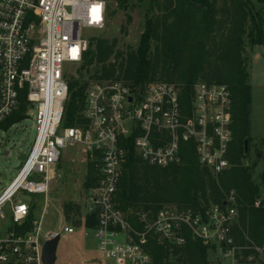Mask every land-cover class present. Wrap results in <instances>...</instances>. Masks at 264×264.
<instances>
[{"label":"built area","instance_id":"obj_1","mask_svg":"<svg viewBox=\"0 0 264 264\" xmlns=\"http://www.w3.org/2000/svg\"><path fill=\"white\" fill-rule=\"evenodd\" d=\"M106 20L105 0H0V124L23 100L22 121H31L35 131L15 177L0 189V264H42L46 241L75 234L73 226L45 229V205L35 214L37 203H47L51 184L60 177L56 169L66 148L79 149L86 176L88 167L94 171L85 219L94 217L96 224L82 229L91 232L97 252L111 264H152L149 242L181 248L187 232L207 250H217L221 263L264 264V246L237 243L233 191L222 206L201 211L162 205L125 213L114 200L130 144L139 164L149 168L180 165L182 143L191 146L197 165L213 177L230 168V95L225 85L195 84L184 106L169 84L100 79L85 86L73 125H64L66 66L84 63L92 38L86 34L103 30ZM7 143L0 137L4 157L9 156ZM23 193L36 198L18 201ZM246 250L254 255L244 257Z\"/></svg>","mask_w":264,"mask_h":264},{"label":"rangeland","instance_id":"obj_2","mask_svg":"<svg viewBox=\"0 0 264 264\" xmlns=\"http://www.w3.org/2000/svg\"><path fill=\"white\" fill-rule=\"evenodd\" d=\"M209 1L214 5V21L216 22L215 26L211 27L212 33L208 29L207 31L203 24H200L198 27L194 26L193 20H196L198 15L195 18L192 16L193 19L188 18L185 28L183 27V30L178 32V37L180 38L176 55L177 62L174 70H177L180 61L183 60L178 78L175 81L174 72L171 71V74H173L169 80L170 82L168 80L166 81L164 77L162 79L159 74V66H156L152 76L153 80L148 83H165L173 86L178 91L180 100L181 102L183 101L184 106L189 102V93L195 84L206 83L209 85H225L230 95L228 113L231 120L232 143H230V145H232L234 142V115L232 113L233 96L229 87V82L231 77H236L240 70L246 75L244 83L249 87V104L247 105L249 113L247 118V132L245 138L242 140L243 152L244 141H247L248 145L247 152L244 153V157H241L238 164L242 168L248 170L250 183L257 189L255 203H258L259 206L255 207L254 204V207L259 208L262 206L264 209V45H250L247 37L250 31V21L249 18L246 17L244 19V26L239 30L241 34V46L238 58L241 62V67H237L236 60L238 58L234 53H231L228 57H225V63L220 64L218 68L220 73L224 76L222 80L218 81L222 83H217V79L209 80L210 83L206 82L204 75L210 73V67L216 64V56L227 46V41L223 38L227 35V29L232 20V12L237 8V4L240 0ZM105 2L107 6V20L104 29L97 33L91 32L86 35L88 37L92 36L87 50L88 58L92 54H100L105 48L112 49L111 56L105 62L106 67L114 63L116 66L119 60H125L129 54L136 52L139 44V37L143 32L146 16L158 22L159 36L161 37L165 34L164 23L168 24L172 20V15L167 14L168 10H165L167 8L164 7L165 0H160L158 5L153 6H151L148 0H129L125 10H120L114 0H105ZM251 5L254 12L259 11L260 19L264 23V3L251 0ZM218 23H220V26ZM186 35L187 38L185 42L184 39ZM201 38L204 51L201 53L200 73L195 75L198 69L195 67L194 52L196 51L197 53L199 49L197 45H199ZM186 44H188L187 48H185ZM99 46H101V49ZM159 48L160 42L151 40L149 55L152 56L156 49L159 51ZM117 55H119L118 60H116ZM82 65L66 66V69L70 68L67 75L68 83L71 81H78L83 82L86 86L88 83H92L99 79L98 76H100L101 73V64L94 62L88 67H82ZM180 78H189L193 83L187 86L183 84V80L185 79L181 80ZM119 79H122V76L119 77ZM0 137L8 141L5 148L9 150L8 157H4L5 151L0 150V189H2L15 177L17 168L20 164L18 157L22 153H27L30 149L35 137V131L31 121H22L16 127L11 128L5 133L0 131ZM61 153L62 155L56 169V174H59L60 177L55 178V181L51 184L47 203L40 200L37 203L38 209H36L35 212L36 216H38L41 208L44 205L46 206L45 209L47 211L44 216V224L47 230L60 231L63 226H73L76 229L75 234L69 236L62 235L60 237L56 251L55 264H111V262L103 259L97 252L91 232L82 229L84 228L86 220L85 208L87 203V189L85 185L86 169L83 164L82 155L79 154V149L77 148H66L65 150H61ZM232 165L234 164L230 163V168ZM29 197L36 198L23 193L19 195L18 201L25 202ZM163 205L176 208L179 211L188 210L186 209L187 207H182L174 203ZM206 205L208 206L205 208H208L216 204L208 202ZM241 229L242 228L239 226L238 214L237 224L234 227V234L238 245L243 247L241 245L242 240H245V242L249 241L246 233ZM187 238L188 244H199L188 232ZM183 258L184 259L180 263H176L173 260L170 262L171 264H186L187 261H185L184 254ZM220 258L219 252L215 249L205 251V260L209 264H230L228 259L221 263L219 261Z\"/></svg>","mask_w":264,"mask_h":264},{"label":"trees","instance_id":"obj_3","mask_svg":"<svg viewBox=\"0 0 264 264\" xmlns=\"http://www.w3.org/2000/svg\"><path fill=\"white\" fill-rule=\"evenodd\" d=\"M114 1L120 10H125L129 0ZM148 1L153 6L158 5L160 0ZM256 1L264 3V0ZM164 7H167L165 9L168 10L167 14L172 15V20L168 24L164 23L165 34L162 37L159 36L158 22L146 16L143 32L139 37V44L135 53L129 54L125 60H119L116 66L114 63L106 67L105 62L111 56L112 49L105 48L100 54H90L89 58L86 54L82 67H88L96 62L102 65L98 80L119 79L122 76L123 80L138 85L152 81L155 67L159 66V74L162 79L164 77L166 81H169L173 74H171V71H173L176 81L183 61H180L177 70H174L180 38L178 37V32L182 31L183 27L185 28L188 18L193 19L197 15L196 20H193L194 26L198 27L200 24H203L206 30L211 31V27H214L216 24L214 21V5L209 0H165ZM232 14L227 35L223 38L227 41V46L216 56V64L210 67V73L208 75L206 73L207 76L204 75L206 82L210 83L209 80L217 79V83H222L218 82L224 77L218 69L220 64H224L225 57H228L231 53H234L238 58L241 46V34L239 30L244 26V19L246 17L250 21V31L247 35L250 45H264V23L260 19L259 11H253L251 0H240ZM218 25L220 26V23ZM186 38L187 35L184 39L185 42ZM151 40L160 42L159 51L156 49L152 56L149 55ZM187 46L188 44H186L185 48ZM197 46L199 49L197 53L196 51L194 52V59L195 67L198 71L195 72V75L200 73L201 53L204 51V46L202 48V38ZM99 48L101 49V46ZM118 59L119 55H117L116 60ZM236 61L237 67L240 68L241 62L239 58ZM245 78L246 75L241 70L236 77L229 78V87L233 96L234 142L232 145H229L227 160L234 165L220 176L213 177L209 172L197 165L191 146L182 143L180 147V165L164 170L155 167L149 168L139 164L137 158L133 156L130 144L128 159L124 165V173L114 197L120 210L125 213L129 209L156 210L163 204L174 203L187 207L186 209L201 211L208 206L206 205L208 202L222 206L226 199L225 197L233 191L236 209L239 214V226L246 233L249 241L245 242V240H242V244H240L244 247L264 246V209L262 206L259 208L254 207L257 189L250 183L248 170L238 164L241 157H244L242 140L245 138L248 127L247 118L249 112L247 105L249 104V87L244 83ZM183 79H181L183 80V84L187 86L193 83L189 78ZM84 89L85 84L83 82L71 81L68 83L69 98L66 105L65 126L73 125L75 117L81 109ZM19 102L18 111L7 118L3 124H0V128L7 129L25 118L23 115L26 109L25 101L21 100ZM93 175V169L88 167L85 179L86 189L94 186ZM95 224L94 217H87L84 226L90 229ZM188 243L187 238L185 246L179 248L149 242L147 249L151 254L152 264H171V260L180 263L184 259L183 254L186 259L185 261H187L186 264H209L205 260V251L207 249L200 244L193 245ZM242 255L247 257L254 255V252L246 250L243 251Z\"/></svg>","mask_w":264,"mask_h":264},{"label":"water","instance_id":"obj_4","mask_svg":"<svg viewBox=\"0 0 264 264\" xmlns=\"http://www.w3.org/2000/svg\"><path fill=\"white\" fill-rule=\"evenodd\" d=\"M244 153L247 152V145L248 142L244 141ZM19 161L22 162L25 159V156L21 154L19 156ZM60 237L55 236L53 239L46 241L43 244L42 247V264H55L56 262V251H57V246L59 243Z\"/></svg>","mask_w":264,"mask_h":264}]
</instances>
